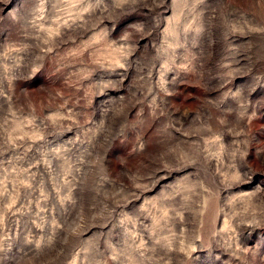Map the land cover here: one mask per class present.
<instances>
[{
    "label": "rangeland",
    "instance_id": "rangeland-1",
    "mask_svg": "<svg viewBox=\"0 0 264 264\" xmlns=\"http://www.w3.org/2000/svg\"><path fill=\"white\" fill-rule=\"evenodd\" d=\"M0 264H264V0H0Z\"/></svg>",
    "mask_w": 264,
    "mask_h": 264
}]
</instances>
